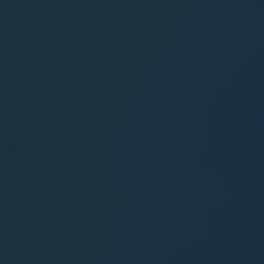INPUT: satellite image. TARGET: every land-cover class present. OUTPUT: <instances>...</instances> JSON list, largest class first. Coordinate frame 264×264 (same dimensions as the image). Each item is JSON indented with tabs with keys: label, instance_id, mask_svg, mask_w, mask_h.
Returning a JSON list of instances; mask_svg holds the SVG:
<instances>
[{
	"label": "water",
	"instance_id": "95a60500",
	"mask_svg": "<svg viewBox=\"0 0 264 264\" xmlns=\"http://www.w3.org/2000/svg\"><path fill=\"white\" fill-rule=\"evenodd\" d=\"M0 264H264V0H0Z\"/></svg>",
	"mask_w": 264,
	"mask_h": 264
}]
</instances>
